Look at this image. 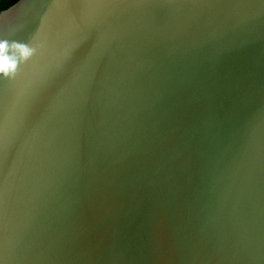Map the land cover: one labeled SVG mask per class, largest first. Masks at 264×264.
<instances>
[{
  "label": "water",
  "instance_id": "1",
  "mask_svg": "<svg viewBox=\"0 0 264 264\" xmlns=\"http://www.w3.org/2000/svg\"><path fill=\"white\" fill-rule=\"evenodd\" d=\"M0 45V264H264V0H19Z\"/></svg>",
  "mask_w": 264,
  "mask_h": 264
},
{
  "label": "trees",
  "instance_id": "2",
  "mask_svg": "<svg viewBox=\"0 0 264 264\" xmlns=\"http://www.w3.org/2000/svg\"><path fill=\"white\" fill-rule=\"evenodd\" d=\"M19 0H0V12L10 8L15 2Z\"/></svg>",
  "mask_w": 264,
  "mask_h": 264
},
{
  "label": "clouds",
  "instance_id": "3",
  "mask_svg": "<svg viewBox=\"0 0 264 264\" xmlns=\"http://www.w3.org/2000/svg\"><path fill=\"white\" fill-rule=\"evenodd\" d=\"M0 47H2V45H0Z\"/></svg>",
  "mask_w": 264,
  "mask_h": 264
}]
</instances>
